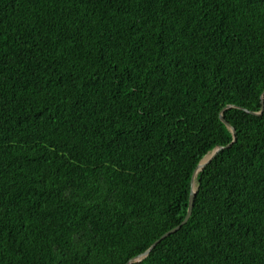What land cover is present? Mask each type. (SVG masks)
Here are the masks:
<instances>
[{
  "label": "trees",
  "instance_id": "obj_1",
  "mask_svg": "<svg viewBox=\"0 0 264 264\" xmlns=\"http://www.w3.org/2000/svg\"><path fill=\"white\" fill-rule=\"evenodd\" d=\"M263 100L264 0H0V264H264Z\"/></svg>",
  "mask_w": 264,
  "mask_h": 264
},
{
  "label": "water",
  "instance_id": "obj_2",
  "mask_svg": "<svg viewBox=\"0 0 264 264\" xmlns=\"http://www.w3.org/2000/svg\"><path fill=\"white\" fill-rule=\"evenodd\" d=\"M264 110V100L262 101V109H261V111H259V112H255L256 114H260L262 111ZM221 119H222V121H224L225 123H226V125L227 126H229L230 128H231V130L233 131V133H235V129H234V127L232 126V125H230L229 123H228V121H226V119H225V117L223 116V114H221ZM230 144H228V146H229ZM224 146H218V147H216L215 149H213L212 151H211V155L209 156V158H207L205 161H201L200 162V164H199V166H198V168H197V171L196 172H198L199 170H201L202 168H203V166L205 165V164H207L209 161H211V159L219 152V150L220 149H222ZM196 172H195V174H196ZM194 174V175H195ZM192 185L194 186V181L192 182ZM194 198H195V190L193 189L192 190V193H191V195H190V201H189V207H188V211H187V215H186V217L184 218V220L179 224V225H177L176 227H174L173 229H171L170 231H168L167 233H165L163 236H166V235H168L169 233H171V232H174V231H176V230H178V229H180L181 228V226L182 225H184L186 222H187V220H188V218L190 217V215H191V212H192V208H193V202H194ZM155 244H153L152 245V247L154 246ZM151 247V248H152ZM150 248V249H151ZM149 249V250H150ZM148 252V251H147ZM146 252V253H147Z\"/></svg>",
  "mask_w": 264,
  "mask_h": 264
},
{
  "label": "snow or ice",
  "instance_id": "obj_3",
  "mask_svg": "<svg viewBox=\"0 0 264 264\" xmlns=\"http://www.w3.org/2000/svg\"><path fill=\"white\" fill-rule=\"evenodd\" d=\"M234 140H235V142H238L239 141V136L236 133H234Z\"/></svg>",
  "mask_w": 264,
  "mask_h": 264
},
{
  "label": "bare ground",
  "instance_id": "obj_4",
  "mask_svg": "<svg viewBox=\"0 0 264 264\" xmlns=\"http://www.w3.org/2000/svg\"><path fill=\"white\" fill-rule=\"evenodd\" d=\"M211 155V154H210ZM209 154L205 157V159L203 160V161H205L207 158H209V156H210ZM202 161V162H203ZM194 188H195V184H194Z\"/></svg>",
  "mask_w": 264,
  "mask_h": 264
},
{
  "label": "clouds",
  "instance_id": "obj_5",
  "mask_svg": "<svg viewBox=\"0 0 264 264\" xmlns=\"http://www.w3.org/2000/svg\"><path fill=\"white\" fill-rule=\"evenodd\" d=\"M209 153H210V152H209ZM209 153H208V154H209ZM208 154H207V155H208ZM207 155H206V156H207ZM206 156H205V157H206ZM205 157H204V158H205ZM204 158H202V160H203ZM202 160H201V161H202ZM194 184H195V183H194ZM193 187H194V186H193ZM193 189L196 190V185H195V188H193Z\"/></svg>",
  "mask_w": 264,
  "mask_h": 264
},
{
  "label": "rangeland",
  "instance_id": "obj_6",
  "mask_svg": "<svg viewBox=\"0 0 264 264\" xmlns=\"http://www.w3.org/2000/svg\"><path fill=\"white\" fill-rule=\"evenodd\" d=\"M211 154V152L209 153V155Z\"/></svg>",
  "mask_w": 264,
  "mask_h": 264
}]
</instances>
